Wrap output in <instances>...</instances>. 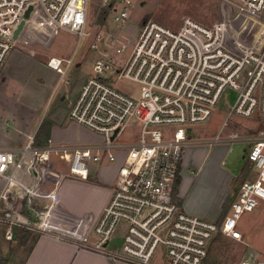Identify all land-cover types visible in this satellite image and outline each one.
I'll list each match as a JSON object with an SVG mask.
<instances>
[{"label":"built area","instance_id":"built-area-1","mask_svg":"<svg viewBox=\"0 0 264 264\" xmlns=\"http://www.w3.org/2000/svg\"><path fill=\"white\" fill-rule=\"evenodd\" d=\"M89 1L0 0V72L38 7L49 21L75 34L78 47L91 38L92 74L71 103L70 118L103 136L98 144L58 145L48 139L38 146L32 135L23 146L0 150V176L6 181L0 223L7 226L6 237L12 239L17 226L34 229L6 202L19 167L28 156L44 164L55 154L66 161L70 176L82 179L90 177L92 162L119 164L114 191L94 230L97 241L87 247L134 264H203L218 233L243 239L241 216L264 201V130L223 135L235 116L264 125V49H232L223 21L205 25L186 18L173 28L145 19L130 29L137 0H101L100 11L109 12L117 27L94 31ZM243 6L264 18V0H244ZM23 19L26 27L14 38ZM75 54L51 56L48 64L64 74ZM221 109L227 112L223 125L207 141L247 143L254 177L241 183L228 213L214 221L184 211L175 191L193 131ZM128 128L132 135L122 139ZM119 233L120 243L115 241ZM240 264L264 261L245 257Z\"/></svg>","mask_w":264,"mask_h":264},{"label":"crops","instance_id":"crops-1","mask_svg":"<svg viewBox=\"0 0 264 264\" xmlns=\"http://www.w3.org/2000/svg\"><path fill=\"white\" fill-rule=\"evenodd\" d=\"M91 2L97 3L99 9L101 0H90L89 3ZM34 14L35 12L18 43L23 41L28 43L24 39L28 34L35 36L50 32L49 23L52 22L46 17V26H38ZM90 23L94 31L105 27H117L112 16L107 21L103 17L99 23L93 24L92 20ZM140 23L141 20L133 25L130 19L128 28L135 29ZM24 49L31 57L36 56L31 47ZM12 58L6 65L5 74L0 73V81L3 84L0 93L3 95L6 92L4 84L10 80L18 85L16 102L19 104L34 109L37 113L43 112L50 100L57 101V105L49 116L43 115L39 119L40 113H38L35 117V127L30 129L27 135L5 130L6 133L1 134L3 136L0 141V150L23 146L32 135L35 136V144L38 146L47 144L48 139H52L58 145L71 146L98 144L103 140V138L92 139L93 134H101L70 118L71 103L79 95L83 84L89 78L76 88H72L73 81L69 78L65 81L66 85L63 88L60 87L61 82L69 75L68 72L75 57L64 74L49 66L48 62L45 63L51 69L52 76L48 75L45 70L33 72V69L27 66L28 55L23 52L14 54ZM57 74L59 77H56ZM45 89L47 90L44 91ZM38 92H43L41 97ZM72 96L75 98L73 99ZM44 117H46V122L42 124ZM196 139L194 138L186 149L175 199L183 210L190 214L214 221L222 220L226 209L229 211L240 185L236 186V191L231 188L229 185L233 177L231 173L228 174L227 183L219 179L217 171L221 158H213L212 164L209 165L212 172V183L207 184L206 178L199 181L198 177L203 173L202 170L211 153L215 149L218 153L223 150L221 147L214 146L211 151L213 144L208 143L209 138L207 137ZM244 157L246 158V149ZM53 158L57 161H64L55 154L49 162L44 164L34 161L30 156L26 157L18 169L16 183L11 186L7 194L6 202L15 215L34 226V229L15 227L14 236L9 239L6 237L7 226L0 223L2 236L8 241L16 242L18 246H23L33 238L30 251L22 264H134L125 260H113L86 246L97 241L94 230L114 191L119 164L92 162L90 177L82 179L70 176L68 166L66 170L59 163L51 166ZM216 166H218L217 171ZM5 186V179L0 176V191ZM10 243L6 242L0 249V257H6L17 249L18 246L14 245L10 248Z\"/></svg>","mask_w":264,"mask_h":264},{"label":"rangeland","instance_id":"rangeland-1","mask_svg":"<svg viewBox=\"0 0 264 264\" xmlns=\"http://www.w3.org/2000/svg\"><path fill=\"white\" fill-rule=\"evenodd\" d=\"M243 2L244 0H137L136 5L131 10L130 19H132L133 25L140 20L153 19L173 28L179 27L186 18H191L205 25L223 21L227 26V42L232 49L260 52L264 49V18L245 10ZM90 9V20H92V23L94 22L93 24L99 23L103 17L106 21L111 18L109 12L103 13L100 8L98 9L97 3L91 2ZM34 16L38 21V26L47 24V15L41 7L35 10ZM49 27L51 29L48 34L43 33L35 36L28 34L24 37L28 43L24 41L17 43L10 52L6 64L0 73L5 74L6 65L13 59L14 54L23 52L28 55L27 66L32 68L33 72L45 70L48 75L52 76L51 69L45 64L49 58L53 55L69 58L73 52H76L74 63L68 72L69 75L61 82L60 87L63 88L66 85V79L70 78L73 81L72 88H76L81 82L90 77L92 74V61L95 57V52L89 49L91 38H84L82 44L78 47V38L75 34L52 23H49ZM91 27L93 28V26ZM24 46L31 47V50L35 51L36 56L31 57L24 49ZM57 76L59 77L58 74ZM119 84L126 89L132 88L128 82ZM2 87L3 84L0 81V89ZM17 88L16 82L13 83L9 80L8 83L4 84L6 92L3 95L0 93V141H2L3 136L1 134L6 133L5 130L11 133L18 132L19 134L27 135V132L35 127L36 115L40 113L39 119L43 115L49 116L57 105V101L50 100L47 108L43 112L37 113L34 109L32 110L16 102ZM38 94L41 97L43 92H38ZM72 98L74 99L75 97L72 96ZM226 109L219 110L211 121L207 123V126L196 128L192 137H214L223 125L227 113ZM45 118L42 124L46 122ZM256 130H264V125L262 123L258 124L257 120L235 116L231 119L228 126L224 128L223 135L226 136L232 131L243 135ZM132 132L133 129L128 128L122 139L129 138ZM101 138L103 136L96 133L95 135L93 134L92 139L99 140ZM214 146L216 148L221 147L223 151L218 153L215 149L211 153L207 164L202 170L203 173L198 177L199 181L206 178L207 184L212 183V172L209 165L212 164L213 158L222 159H220L218 164L219 168L216 166L220 180L222 179L224 183H227L229 180L228 174H233L229 183L233 190L236 191V186L241 185L243 181L253 179L254 173L250 167L247 168V158L244 157L245 149L248 147L247 143L243 141L214 143L211 145V151ZM56 163H59L64 170L68 166L66 161H57L54 158L50 165L54 166ZM227 213L228 210L226 209L224 215ZM239 229L243 233L242 240H236L226 234L218 233L209 245L208 255L203 264H240L245 257L264 261V201L255 210L246 212L241 216ZM1 232L0 229V249L6 242L10 243L12 241L6 240ZM120 234L115 237V241L119 243L121 242ZM32 243L33 238L29 239L23 246H18L16 242H11L10 248L12 245L18 247L13 253L6 255L5 264H22L30 251Z\"/></svg>","mask_w":264,"mask_h":264},{"label":"water","instance_id":"water-1","mask_svg":"<svg viewBox=\"0 0 264 264\" xmlns=\"http://www.w3.org/2000/svg\"><path fill=\"white\" fill-rule=\"evenodd\" d=\"M31 10H32V7H30V8L27 10V12H26V14H25L26 18H29V17H30V12H31ZM26 24H27V20H26V19H23V20L21 21V23L19 24V26L17 27V29L15 30L14 38H18V37H19L20 33H21V32L24 30V28L26 27Z\"/></svg>","mask_w":264,"mask_h":264},{"label":"trees","instance_id":"trees-1","mask_svg":"<svg viewBox=\"0 0 264 264\" xmlns=\"http://www.w3.org/2000/svg\"><path fill=\"white\" fill-rule=\"evenodd\" d=\"M248 164H249V161L247 160L246 166H248ZM219 234H221V233H219ZM6 260H7L6 257H0V264H5Z\"/></svg>","mask_w":264,"mask_h":264}]
</instances>
